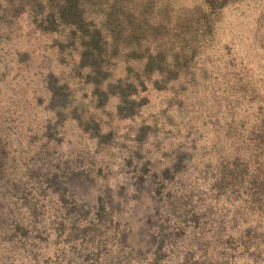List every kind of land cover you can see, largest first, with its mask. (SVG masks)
Listing matches in <instances>:
<instances>
[{"label":"rangeland","instance_id":"rangeland-1","mask_svg":"<svg viewBox=\"0 0 264 264\" xmlns=\"http://www.w3.org/2000/svg\"><path fill=\"white\" fill-rule=\"evenodd\" d=\"M116 1L119 21L142 26L121 39L102 86L119 85L126 56L139 58L128 62L134 70L151 60L166 72L140 76L144 105L132 119L119 118L116 96L90 108L82 90L91 88L69 74L77 55L57 54L60 33L42 35L31 21L1 25L0 264H264V0ZM105 5L89 1L87 22L104 23L96 11ZM49 75L83 104L80 122L58 124V142L43 137L54 122ZM53 175L66 204L83 206L81 225L94 221L97 198L110 199L97 255L80 234L69 249L55 246L65 211L44 182ZM154 226L169 236L161 250Z\"/></svg>","mask_w":264,"mask_h":264},{"label":"trees","instance_id":"trees-1","mask_svg":"<svg viewBox=\"0 0 264 264\" xmlns=\"http://www.w3.org/2000/svg\"><path fill=\"white\" fill-rule=\"evenodd\" d=\"M25 1L27 2L26 5H24L23 0H9L8 5L0 7L1 30L3 29L2 24L31 21L42 35L61 34L63 40L56 44L57 54L61 57L65 52H68L70 56L77 55V59L72 60L70 64L69 74L74 78L73 86L80 87L82 85L83 87L91 88L90 90H82L87 94L84 96H87L90 108L94 111H99L105 107L111 97L116 96L119 118L132 119L136 117V113L144 105V99L140 98L139 94L146 90L147 78L150 81L154 73L165 76V71L160 70L157 72L159 67L158 69L154 67V63L151 60H147L139 71L134 70L130 65L136 63L139 58L126 56L123 59L124 61H122L124 76L117 82L119 85L107 86L105 84V87L102 85L107 79L111 66L118 62L117 57H121L120 53L122 52L119 46L127 44V41H121V39L135 35L141 28V23H134L133 19L130 21L127 17L123 21H119V4L116 0H104L107 5L105 7L99 6L100 11H96L98 20L100 17H104V23L102 24L93 21L87 22L85 6L91 0ZM100 12H103V15ZM123 24H128L129 26L127 33H124L125 27H122L124 26ZM135 41L132 47L133 50L140 47V38H136ZM134 53L132 52L131 54ZM128 62H130V65ZM140 76L147 78L141 79ZM123 79L124 82H122ZM53 83V79L49 75L47 82L49 95L46 106L53 113L54 122L50 120L43 127V137L47 140L54 138L58 142L60 138L55 137L58 131V124L70 119L80 122L82 120L83 104L82 106H78L79 104L76 106L74 104L75 101H73L75 99L69 98L74 93L69 91L70 89L68 91L66 89L57 90ZM143 129L144 127L140 128L138 132L139 137L145 134ZM6 162V155L0 148V178L2 165L6 164ZM98 172H96V175H99L100 172ZM143 172L138 177V183H136L138 187L143 184V174H145V171ZM162 174L164 177L167 176L165 173ZM57 179H60V176L53 175L44 182L51 188L50 192L57 194L63 202L64 199L62 198H64L65 193L69 194V192L60 185L61 182ZM161 179L164 180V178ZM101 197L97 198L94 221L87 222L84 225L77 223V220H79L77 214L83 206L77 207L76 201H72L69 204H66L64 201L62 207L65 212L62 216L65 219L59 217L55 224V231H57L55 246L57 248L65 246L69 249V245L74 239L79 237V234L81 235L82 244L84 242L87 244L88 241L93 240L95 249H97L95 255L100 251V248L105 246L107 238L103 233L107 231V227L102 219V215L108 210L106 206L110 202V199L106 196ZM72 212L73 214L69 215ZM154 231L159 235L155 237L154 246L156 249L161 250L169 244V236L163 235L159 226H154ZM63 233H66V235H63ZM82 244L80 245L82 246ZM108 244L110 245V243ZM63 247L60 249L62 251L61 255H63ZM94 260L95 262L98 260L97 256H95Z\"/></svg>","mask_w":264,"mask_h":264}]
</instances>
